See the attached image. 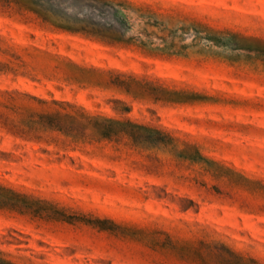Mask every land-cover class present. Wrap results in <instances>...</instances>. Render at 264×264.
Listing matches in <instances>:
<instances>
[{"label":"rangeland","instance_id":"rangeland-1","mask_svg":"<svg viewBox=\"0 0 264 264\" xmlns=\"http://www.w3.org/2000/svg\"><path fill=\"white\" fill-rule=\"evenodd\" d=\"M0 264H264V0H0Z\"/></svg>","mask_w":264,"mask_h":264}]
</instances>
